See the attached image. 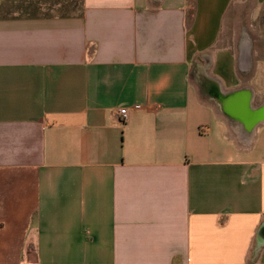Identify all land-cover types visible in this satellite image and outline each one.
<instances>
[{"label": "crops", "instance_id": "obj_1", "mask_svg": "<svg viewBox=\"0 0 264 264\" xmlns=\"http://www.w3.org/2000/svg\"><path fill=\"white\" fill-rule=\"evenodd\" d=\"M55 8L0 16V264H264V0Z\"/></svg>", "mask_w": 264, "mask_h": 264}, {"label": "trees", "instance_id": "obj_2", "mask_svg": "<svg viewBox=\"0 0 264 264\" xmlns=\"http://www.w3.org/2000/svg\"><path fill=\"white\" fill-rule=\"evenodd\" d=\"M8 7L2 8L0 6V16L12 15H35L43 14L45 10H33L35 3L48 2L52 7L56 6L55 12L59 14H72L77 12L82 7V0H8Z\"/></svg>", "mask_w": 264, "mask_h": 264}, {"label": "built area", "instance_id": "obj_3", "mask_svg": "<svg viewBox=\"0 0 264 264\" xmlns=\"http://www.w3.org/2000/svg\"><path fill=\"white\" fill-rule=\"evenodd\" d=\"M118 115L121 120H125L128 116V110L126 108H121L118 110Z\"/></svg>", "mask_w": 264, "mask_h": 264}, {"label": "rangeland", "instance_id": "obj_4", "mask_svg": "<svg viewBox=\"0 0 264 264\" xmlns=\"http://www.w3.org/2000/svg\"><path fill=\"white\" fill-rule=\"evenodd\" d=\"M5 1H8V0H0V4H2L3 6H4V5H9V4H6Z\"/></svg>", "mask_w": 264, "mask_h": 264}]
</instances>
